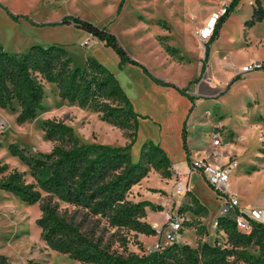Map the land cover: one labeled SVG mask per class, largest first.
I'll return each mask as SVG.
<instances>
[{"label":"rangeland","instance_id":"rangeland-1","mask_svg":"<svg viewBox=\"0 0 264 264\" xmlns=\"http://www.w3.org/2000/svg\"><path fill=\"white\" fill-rule=\"evenodd\" d=\"M224 1L226 0H0V46L2 51L12 55L23 53L33 45L61 46L70 59L72 69L82 68L87 59H92L110 72L113 62L103 46L94 45L87 37L81 38L83 30L72 24H60L64 17H78L113 34L128 56L130 52L141 63L146 64L152 77L162 81L156 76L159 74L171 79L178 86L157 83L145 74L151 82L173 88L185 99V103L190 104L193 99L189 94L202 67H207L210 63L214 76L225 80L218 64L228 63L231 68H235V65H241L243 60L257 51L264 57V47L259 44L264 41V20L249 23L251 3L249 0H238L221 24L217 37L207 44L208 54L204 62L206 43L199 42L195 33L221 8ZM251 63L253 62L242 64L238 69ZM118 66L121 67L119 64ZM136 68L143 72L140 67ZM260 73H264V70L246 74L238 71L228 81L226 91L220 93L218 98H198L202 101L201 112L208 109L211 120L221 119L223 142L230 137L231 144L245 149V155L234 156L237 167L228 181L229 192L235 194L239 208L242 209L264 206V139L262 143L257 141V133L249 128L250 125L243 128L246 116L240 117L242 113L247 114L252 121L257 120L259 112L264 114V75ZM92 77V74L86 76L85 82L89 83V90L84 106H80L78 101L62 99L58 95L56 84L42 81L43 98L34 119L18 123L16 117L19 108L16 102H12L8 108H0V164L7 165L6 173L17 171L26 182H33L30 169L18 156L11 153L10 146L22 149L25 155L40 158L41 154L48 153L54 145L65 144L64 141H50L45 137L42 125L47 120L62 122L70 127L79 143L112 147H124L131 143L128 154L132 163L140 160L144 146H160L166 135L170 144L176 148L173 152L175 156L186 154L183 147L178 148L172 136L171 131L177 128L178 123L182 129L191 128L193 131L194 127L197 128L191 139L192 145L209 148L210 135L206 131L208 124H212L211 120L203 119L193 124L195 116L187 118V114L184 118L171 114H151V119L136 116L134 124L130 123L127 128L119 127L113 117L106 115L107 106L113 104L102 91L95 88L91 82ZM200 80H207L208 84L212 82L206 68L197 79ZM212 84L210 87L216 89L214 80ZM227 92L229 95L224 97ZM254 92L261 93V98H258L261 99L260 102H254ZM224 100L229 110L217 112L215 106ZM260 123L264 129V119ZM238 136L246 139L239 141ZM166 157L169 159L167 155ZM170 179L171 192L169 187L164 189L168 202L161 203L167 208L166 211L158 212L164 211L163 207H159L162 206L160 204L151 213V223L157 226L153 229L159 230V234L153 236L111 228L104 219L92 217L85 211L62 202L58 203L59 209L71 224L101 247L124 255L150 254L156 244L166 246L167 241L162 234L164 227L168 226L165 214L169 210L174 211L181 220V229L175 233L178 244L196 248L205 242L212 243L214 239L215 243L226 247V235L221 229L215 232L211 226L225 202L223 196L209 186L203 176L196 178L191 175L190 184L195 189L194 199L186 191L182 194L173 192L180 179ZM148 190L154 191L150 188ZM180 197L184 198L179 199ZM40 215L39 204H27L19 197L0 190V256L6 257L9 264H26L29 261L36 264H79L67 254L52 249L42 239L37 225Z\"/></svg>","mask_w":264,"mask_h":264},{"label":"trees","instance_id":"trees-1","mask_svg":"<svg viewBox=\"0 0 264 264\" xmlns=\"http://www.w3.org/2000/svg\"><path fill=\"white\" fill-rule=\"evenodd\" d=\"M238 0H232L226 13L215 23L213 34L204 45L207 60L208 46L232 11ZM253 9L249 23L262 19L259 4ZM60 24H72L111 48L119 57V65L130 63L140 67L144 74L157 80L137 61L132 60L119 45L113 34L78 17H64ZM264 70V66H262ZM102 91L113 106H107L108 117H113L119 127L135 123L136 114L114 75L95 60L87 59L82 68H71L70 59L61 46L33 45L20 54H8L0 46V108L16 102L18 123L32 120L40 109L43 98L42 81L54 83L62 99L87 102L89 86L86 76ZM45 137L60 140L40 158L25 155L22 149L11 148L30 169L33 182H26L17 171L6 173V164H0V190L7 191L27 204H39L41 212L37 225L42 239L55 251L67 254L79 264H264V224L252 223L248 232L237 229L233 216L220 217L219 227L226 235V247L213 239L196 248L167 242L164 249L150 254H120L99 245L69 222L59 209V202L79 208L92 217L104 219L111 228L126 229L145 236L155 235V230L144 219L146 207L157 210L147 201L133 202L128 192L142 180L150 169L162 178L172 177L170 161L159 146L146 145L140 160L132 163L128 154L131 143L124 147L103 144L79 143L70 127L62 122L47 120L42 125ZM186 129H182V147L187 154ZM192 199L193 196L187 192ZM201 209H204L201 206ZM217 230H215L216 232ZM214 232V233H215ZM0 264H9L0 256ZM26 264H36L27 262Z\"/></svg>","mask_w":264,"mask_h":264},{"label":"crops","instance_id":"crops-1","mask_svg":"<svg viewBox=\"0 0 264 264\" xmlns=\"http://www.w3.org/2000/svg\"><path fill=\"white\" fill-rule=\"evenodd\" d=\"M256 1L257 4H259L260 8L262 9V19L264 20V0H249V3H251V13L250 17L252 18V12L253 9L256 7ZM260 20V21H261ZM81 33L80 37L81 38H89L90 41L94 45H101L103 46L104 50L107 51L110 54V57L113 62V68L109 69L110 72L114 75L115 79L117 80L119 86L121 87L122 91L128 98L132 109L134 113L137 116H141L143 118H150L151 114H156L158 116L162 115H176L182 116L183 118L187 114V118H193L195 116V123L198 121H201L203 119L205 120H211V113L208 109H206L204 112H201V107H202V101H199V97L205 98V99H213V98H218L220 96V93H223L226 91L227 88V83L229 80H231L239 71V67L242 64L248 63V62H262L264 63V57H262L258 51L256 53L251 54V56H248L245 60L242 61L241 65H235V68H231V65L228 63H223V64H218L219 68L221 71H223L224 76L226 77L224 79H220L214 76V74L211 72L210 69V63L207 65V67H202L201 69V74L204 71V68L207 69V73L209 75L210 80H214V83L216 82L217 88H211L210 85L212 82L210 81L209 84L206 82V80H200L197 81V79L200 77V75L197 76V79L194 81L195 85L191 89V93L189 96L193 99L190 104L188 102L185 103V99L181 98L180 94L176 90H174L171 87H164V86H159L151 80L147 79L145 76L144 72H141L140 69L138 70L136 67L130 63H126L122 65L121 67L118 66L119 64V57L116 55V53L109 47L104 46V44L97 39L93 38L90 34L86 33ZM192 35H193V30H192ZM194 36V35H193ZM195 38V37H194ZM261 47H264V41L259 42ZM264 49V48H262ZM129 56L132 60L137 61L139 64H141L144 68L146 67V64L141 63L139 59L135 58L130 52ZM245 53V52H244ZM242 54V52H241ZM244 55V54H243ZM148 71V70H147ZM150 72V71H149ZM255 72H261V70L255 71ZM264 75V73H260ZM156 76L161 79L163 82L168 83V84H173L175 86H178L175 84L171 79L165 77V76H160L159 74H156ZM213 85V84H212ZM149 91V92H148ZM260 92V91H259ZM231 94V93H230ZM226 95H229V92H227ZM232 95H230L231 97ZM223 97V98H224ZM254 102H260L261 99H258L259 97L261 98V93L254 92ZM173 100L177 101L174 102ZM179 100L181 102H179ZM217 112H224V110L228 111L227 109V102L225 100L221 103L219 102L217 106H215ZM215 115V111L213 112ZM240 117H243L244 115L246 116L243 120V128H246L247 126L250 125L249 128H253L255 131V134L257 133V141H260L262 143V139H264V129L261 127V119H264V114H261L260 112L258 113L257 120H249V116L247 114H240ZM223 117V116H222ZM228 119H230V116H227ZM238 117V119L240 118ZM221 118V117H220ZM261 118V119H258ZM151 119V118H150ZM221 119H213L210 121V123H221ZM241 121V120H239ZM212 124H208V129H207V134L210 135V132L212 130L211 126ZM246 125V126H244ZM194 130L192 131L191 128L186 129V144H187V154L183 153L182 155H176L174 150L176 149L170 144V139H168L167 135L165 136V139L163 142H161V145L159 146L169 157L170 161V170L172 172V177L174 180H177L176 178L180 179V183L184 184L186 186V192H189L192 196H194L195 189L191 186L190 184V179L191 175L196 177V178H202V176L198 172H190L189 171V160L190 158H206L209 163L211 164H223L227 162L230 158L236 156L238 157L239 155H245V149L238 147L236 145L231 144L230 142L232 139L229 137L228 139L225 140V145L222 146L221 148L215 150L218 153V156H210V152L213 151V148L211 146V143L208 144L207 149H203V147H199L200 145H192L191 144V139L194 137V131L197 128H193ZM231 129V128H230ZM172 136L173 139L177 142L178 148H182V127L181 124L178 123L177 128L172 129ZM232 131L230 130L229 134H231ZM167 134V133H166ZM237 138H240L239 141L245 140L244 136H238ZM193 148V149H192ZM237 167V165H236ZM235 167V168H236ZM235 169L233 170V172ZM233 172L231 173L230 176H232ZM171 179H165L160 176L156 171L153 169H150V171L147 173V175L140 180L137 184L133 185L130 191L128 192V199L133 201V202H138V201H147L151 203L154 206H158L161 203L163 204L168 202L167 196L164 194L166 191L164 190L165 188H170L171 192V184H170ZM148 188L153 189L154 191L148 190ZM174 192V191H173ZM175 193H172V195ZM184 197H180L179 199H183ZM161 204V205H162ZM239 204V203H238ZM163 207L164 211H158V212H165L166 207L165 206H159ZM264 207V206H262ZM260 208V207H258ZM146 210V217L145 221L152 226V228H156L154 223H151V211L148 207L145 208Z\"/></svg>","mask_w":264,"mask_h":264},{"label":"built area","instance_id":"built-area-1","mask_svg":"<svg viewBox=\"0 0 264 264\" xmlns=\"http://www.w3.org/2000/svg\"><path fill=\"white\" fill-rule=\"evenodd\" d=\"M232 0H226L221 4V8L213 13L209 20L200 27L195 35L199 42L202 44L207 43L213 34V28L218 19L223 16L227 8L229 7ZM210 21H213L210 24ZM262 65L259 62H254L246 66H242L239 72L241 74H246L253 71L262 70ZM207 81V80H206ZM210 143L213 151L210 152V156H218L217 149L225 145L222 139V125L217 122L210 132ZM237 165L236 159L234 157L230 158L227 162L223 164H211L206 158H200L197 160H189V171L200 173L204 179L207 181L209 186H211L215 191L223 196L224 204L219 211V216L212 222V229L217 230L219 227L218 219L220 217L233 216L235 225L238 230L243 232H248L251 229L252 223L264 224V207L252 208V209H242L239 208V204L235 194H231L228 188V181L231 173ZM186 191V186L179 182L176 194H182ZM165 223L167 227L163 232L162 236L167 242L175 241V233L181 226V220L174 211L169 210L165 214ZM155 233L159 234V230ZM164 246L161 244H156L154 246L155 251H161Z\"/></svg>","mask_w":264,"mask_h":264},{"label":"bare ground","instance_id":"bare-ground-1","mask_svg":"<svg viewBox=\"0 0 264 264\" xmlns=\"http://www.w3.org/2000/svg\"><path fill=\"white\" fill-rule=\"evenodd\" d=\"M212 23H213V21L210 22V24H212Z\"/></svg>","mask_w":264,"mask_h":264}]
</instances>
